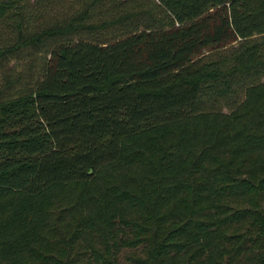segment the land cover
<instances>
[{"label":"trees","instance_id":"trees-1","mask_svg":"<svg viewBox=\"0 0 264 264\" xmlns=\"http://www.w3.org/2000/svg\"><path fill=\"white\" fill-rule=\"evenodd\" d=\"M0 264H264V0H0Z\"/></svg>","mask_w":264,"mask_h":264}]
</instances>
